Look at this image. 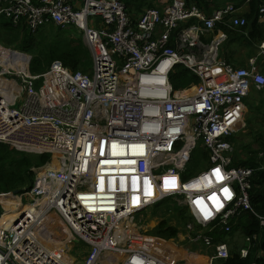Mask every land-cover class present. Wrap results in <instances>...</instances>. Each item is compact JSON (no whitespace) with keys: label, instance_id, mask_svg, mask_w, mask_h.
I'll list each match as a JSON object with an SVG mask.
<instances>
[{"label":"built area","instance_id":"1","mask_svg":"<svg viewBox=\"0 0 264 264\" xmlns=\"http://www.w3.org/2000/svg\"><path fill=\"white\" fill-rule=\"evenodd\" d=\"M239 10L230 3L207 13L168 0L134 19L121 0H0V25L33 34L74 27L93 58L89 73L54 61L31 74L0 45V144L50 155L32 169L29 188L0 194V264H194L179 258L175 239L145 247L136 217L166 200L187 210L181 238L213 250L207 264L230 257L207 232H230L245 211L264 227L249 196L254 170L232 167L244 101L264 89L260 55L242 68L222 59V28L247 26ZM177 66L200 80L199 90L175 94ZM197 151L206 158L195 170ZM10 202L18 206L8 213ZM53 215L71 237L62 224L58 234L49 228ZM257 239L245 238L242 258ZM76 240L87 252L73 257Z\"/></svg>","mask_w":264,"mask_h":264},{"label":"trees","instance_id":"2","mask_svg":"<svg viewBox=\"0 0 264 264\" xmlns=\"http://www.w3.org/2000/svg\"><path fill=\"white\" fill-rule=\"evenodd\" d=\"M127 8L131 17L137 19L145 9L156 8L157 0H121ZM238 2L240 6L248 5L249 13L245 14L247 26L241 29L242 36L253 47V43L260 44L264 41V23L260 22V9L264 6V0H188L189 4H194L207 13H211L215 8L220 7L222 2ZM34 2H38L34 0ZM47 28H50L48 30ZM226 32L233 33L228 28H222ZM0 39L5 42V46L17 50L16 59L21 62L30 64L31 74H41L45 72L54 61L62 62L66 67L74 72L82 71L88 73L91 71V51L86 45L83 35L74 27L61 29L52 24L42 27L35 34L31 33L27 28H13L10 23L0 25ZM246 37V38H245ZM257 44V45H258ZM256 45V46H257ZM260 61V58H259ZM170 81L174 87L175 94H189L192 91L199 90L201 85L200 80L192 75L187 69L182 66H177L170 76ZM258 98L264 102V90L257 91ZM252 91V92H253ZM251 92V93H252ZM255 98L254 96H251ZM249 96L246 98V106L250 107L253 112L258 107L252 106V101ZM252 116V115H251ZM247 122L254 123L253 118H247ZM232 140V137L231 139ZM261 148H264V142L261 141ZM243 150L246 148L243 146ZM250 150L243 157L234 159L232 167H243L254 170L252 178V188L250 190L251 205L255 214L264 217V153L262 149ZM199 152V157H196L192 163V168L195 169L200 162V158H206V154ZM239 152H242L240 150ZM50 159V155H34L19 152L13 147L0 144V194L17 192L20 193L24 188H29L34 182L33 168L44 166ZM11 205V202L9 203ZM171 200H166L159 205H172ZM7 208L8 213L11 207ZM158 206V205H157ZM177 215L181 221L187 224L190 221L187 210L182 211L175 208ZM1 213V208H0ZM7 213V214H8ZM6 218V217H4ZM3 220V219H2ZM230 232L221 231L215 228L207 234L212 237L215 244H228L237 237L246 238L249 236H257V240L252 243L249 255L247 258L241 257V247L236 244L231 246L230 257L220 261L221 264H264V227L261 226L259 219L251 212H242L237 219L232 222ZM177 227L169 225L165 220L155 230L154 235L161 239H172L179 234ZM152 245L154 243L152 242ZM160 244L156 242V246Z\"/></svg>","mask_w":264,"mask_h":264},{"label":"rangeland","instance_id":"3","mask_svg":"<svg viewBox=\"0 0 264 264\" xmlns=\"http://www.w3.org/2000/svg\"><path fill=\"white\" fill-rule=\"evenodd\" d=\"M167 1L168 0H157V7L156 8H163V6L166 5ZM222 3H225V2H222ZM261 18H262L263 23H264V16ZM47 29L50 30V28H47ZM1 32L2 31H0V34H1ZM262 43H264V41ZM0 45L4 46L6 48H10V47L5 46V42L1 39H0ZM10 49H13V48H10ZM243 50L248 51L246 47ZM252 55H255V54H252ZM260 61L262 62V63H260V69H262L261 66L264 64V60H260ZM91 67L93 68V58L91 61ZM261 100H256V102L258 103V108H256L254 110V115L249 117L251 112H249L248 108H247L246 113H244L245 126L242 127L238 133L234 134V136L231 140L232 144L234 145L235 151H236V155H235L236 158H240L238 156V154L245 157L247 151L259 150L261 148L260 147L261 141L264 142V102H262ZM245 107H246V105H245ZM253 117H254V123L253 124L248 123L247 118H253ZM243 146L246 148V150H243V148H242ZM261 149H262V151H264V148H261ZM240 150H242V152H239ZM199 155L200 154L197 151L195 153V158L199 157ZM263 156H264V153L261 154L262 158H263ZM233 157H234V155H233ZM202 159L203 158H200V160H202ZM200 167H201V165L198 162L197 168H200ZM195 170H196V168H195ZM11 203L18 206V204L15 202H11ZM10 207H11V210L13 209L12 211L14 212L15 207L14 206H10ZM175 208L182 211L181 208L178 206V204L176 205L173 203L172 205H169L168 207L164 206V205L154 206L153 208H151L147 212L140 214L136 217L135 221L137 223V226L142 228V230H141L142 235H144V237L146 238V239H144V243H146L145 247L146 248H150V247L154 248V246L152 245V242L154 243L155 246H156V242H158V243L164 242V243L169 244L170 239H161V238L156 237L154 235L155 230L159 227V225L162 223V221L165 220L169 223V225H172L173 227H177L179 230L178 231L179 234L177 235V237L172 238V239H175V241L179 245L183 246V248L180 249V252L178 254L179 258L180 259L185 258L186 260H189L191 263H194V264H207V262L209 261L207 257H212L214 255L213 250L207 249L205 247L190 245L188 240H183V238H181V236L186 235V230H185L186 225L183 221H181L179 219V217L177 215L178 213L175 210ZM6 215H8V214H6ZM52 218H53L54 222H53V225L49 226V228L52 231L57 232V234H58L60 231V228H61V224H62V229H63L64 234H65L64 236H70L71 237L70 229L62 223L61 219H59V217H57V215H53ZM73 242H74L73 247H72V244H69L68 249L69 250L72 249V253H73L72 256L77 257L75 252H77V251L81 252V250L85 249V246L83 245V243H81L78 240L73 241ZM234 244H236L238 247H241V246L244 247L246 245L245 239L242 237H237L226 245H228V248L231 249V246ZM164 248L165 247H163V249ZM86 252H87V250H86ZM214 264H221V262L220 261H214Z\"/></svg>","mask_w":264,"mask_h":264},{"label":"crops","instance_id":"4","mask_svg":"<svg viewBox=\"0 0 264 264\" xmlns=\"http://www.w3.org/2000/svg\"><path fill=\"white\" fill-rule=\"evenodd\" d=\"M38 1V0H37ZM232 3V2H230ZM229 2L227 3H223L220 7H224L226 6L227 4H230ZM240 10H239V15L241 16H245V14L249 13L250 11V8L248 5H244V6H240L238 5L239 3L238 2H233ZM219 8V7H217ZM260 22L262 23L263 20L262 18H260ZM220 30V29H218ZM222 31V30H221ZM225 31V30H224ZM226 32V31H225ZM224 32V33H225ZM247 33L243 34L242 35V32H241V29L237 30V31H233V33H229V32H226V35L228 37V40L227 42L224 44V47L222 49V59L224 61H226L228 64H230L231 66H233L234 68H242V67H247L248 64H249V60L253 57H256L258 55H260V60H264V56L263 54H261V48L260 46L263 44L262 42L260 44H258L257 42L253 43V47H251V45L244 39L242 38V36H245ZM242 35V36H241ZM248 35V34H247ZM246 35V36H247ZM246 38V37H245ZM258 44V45H257ZM257 45V46H256ZM247 48L248 51H244L243 49L244 48ZM252 54H255V55H252ZM261 62V61H260ZM262 63V62H261ZM262 67V71L264 72V64L261 66ZM3 82V81H2ZM4 84V83H3ZM255 90V89H253ZM252 90V91H253ZM250 97L251 96H254L255 98H252L253 101H252V106L254 107H258V103L256 102V100H260L258 98V95H257V92L256 91H253L252 93H250L249 95ZM262 101V100H261ZM246 100L244 101V113H246L247 111V108H248V111H250V107L246 105ZM251 115H254L253 112L250 113L249 117ZM245 123V121H244ZM239 132V131H238ZM233 138V137H232ZM9 208V207H8ZM7 218V217H6ZM6 218H3V219H6ZM245 239V238H244Z\"/></svg>","mask_w":264,"mask_h":264},{"label":"bare ground","instance_id":"5","mask_svg":"<svg viewBox=\"0 0 264 264\" xmlns=\"http://www.w3.org/2000/svg\"><path fill=\"white\" fill-rule=\"evenodd\" d=\"M1 84H3L4 83V85H6V83L5 82H0ZM10 205V204H9ZM9 205L7 206V208L9 207ZM10 206H14L15 207V209L17 208V206L16 205H14L13 203H11V205ZM4 217H7V215H5ZM3 217V218H4ZM3 220H5V219H3ZM2 220V221H3ZM163 255L166 257L167 255L165 254V252L163 251Z\"/></svg>","mask_w":264,"mask_h":264},{"label":"clouds","instance_id":"6","mask_svg":"<svg viewBox=\"0 0 264 264\" xmlns=\"http://www.w3.org/2000/svg\"><path fill=\"white\" fill-rule=\"evenodd\" d=\"M264 16V14L262 15V17ZM259 21H260V19H259ZM20 29V28H19ZM15 50V49H14ZM17 51V50H16Z\"/></svg>","mask_w":264,"mask_h":264}]
</instances>
